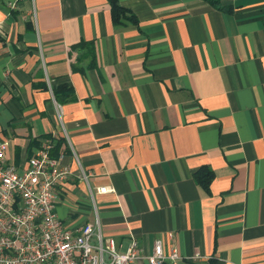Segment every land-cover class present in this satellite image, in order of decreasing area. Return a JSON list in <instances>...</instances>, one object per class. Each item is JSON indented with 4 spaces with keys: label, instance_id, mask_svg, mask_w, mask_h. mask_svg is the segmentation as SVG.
I'll use <instances>...</instances> for the list:
<instances>
[{
    "label": "crops",
    "instance_id": "1",
    "mask_svg": "<svg viewBox=\"0 0 264 264\" xmlns=\"http://www.w3.org/2000/svg\"><path fill=\"white\" fill-rule=\"evenodd\" d=\"M12 1L0 0V141L22 167L58 139L63 225L92 221L94 205L119 250L133 237L147 255L159 238L180 257L165 264H264V0H118L134 21L116 25L106 0ZM79 41L94 65L70 50Z\"/></svg>",
    "mask_w": 264,
    "mask_h": 264
},
{
    "label": "built area",
    "instance_id": "2",
    "mask_svg": "<svg viewBox=\"0 0 264 264\" xmlns=\"http://www.w3.org/2000/svg\"><path fill=\"white\" fill-rule=\"evenodd\" d=\"M20 0L9 3L14 7ZM54 138H43L22 167L6 160L7 142L0 141V264H133L144 258L147 264H165L179 257L176 250L154 240L147 255L135 238L123 250L101 231L98 217L69 229L56 213L57 188L70 171L52 154ZM79 178L86 174L78 171ZM112 189L102 185V194ZM93 203V195L89 191Z\"/></svg>",
    "mask_w": 264,
    "mask_h": 264
},
{
    "label": "trees",
    "instance_id": "3",
    "mask_svg": "<svg viewBox=\"0 0 264 264\" xmlns=\"http://www.w3.org/2000/svg\"><path fill=\"white\" fill-rule=\"evenodd\" d=\"M202 1L220 10H224V11L231 10L230 7L222 6L220 4V0H202ZM106 2L109 6L110 18L114 25L119 24L125 20L131 21V22L134 21L133 16L129 13L127 9H125L119 4L118 0H106ZM78 49L86 50V54L89 56V59H90L89 66L94 65V55H93L92 43L88 41H79L76 44L70 46V50H78ZM72 69H75V68H73L72 66ZM59 91H62L66 95H69L70 100L74 98L71 88L66 85L60 86L58 88V92ZM52 94H53V97L56 103L60 104L61 101L59 100L57 91L52 90ZM59 143L60 142L57 139L54 144V148L52 152L53 154L57 153V150L59 148ZM212 177H213V172L206 166H200L193 172V179L195 183L198 184L206 193H208V185ZM212 261L213 260L209 259L205 262H197L195 264H211Z\"/></svg>",
    "mask_w": 264,
    "mask_h": 264
}]
</instances>
